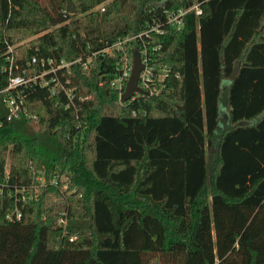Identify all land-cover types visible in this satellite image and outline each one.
Returning a JSON list of instances; mask_svg holds the SVG:
<instances>
[{
  "label": "trees",
  "instance_id": "trees-1",
  "mask_svg": "<svg viewBox=\"0 0 264 264\" xmlns=\"http://www.w3.org/2000/svg\"><path fill=\"white\" fill-rule=\"evenodd\" d=\"M74 2L0 0V90L10 55L26 75L44 69L33 57L82 58L61 75L73 102L30 85L8 119L0 93V264H264V0ZM154 26L157 45L124 48L145 42L167 73L121 102L123 59L93 52ZM58 168L74 173L66 193L35 178Z\"/></svg>",
  "mask_w": 264,
  "mask_h": 264
},
{
  "label": "built area",
  "instance_id": "built-area-1",
  "mask_svg": "<svg viewBox=\"0 0 264 264\" xmlns=\"http://www.w3.org/2000/svg\"><path fill=\"white\" fill-rule=\"evenodd\" d=\"M104 10V8H102ZM191 10H195L196 14H200L202 12V9L200 8L199 3H195L189 8H177L172 10H166V19L167 23L175 28V29H181L184 24V16ZM159 32L161 31L158 26L152 27L150 30ZM151 32V31H150ZM143 35L149 36V32L146 30L144 33L139 34L138 37H142ZM130 38L123 39V40H117L111 45L106 46L105 48L93 52V55H96L98 52H101L103 54L105 53H113V54H120L121 58H125V48L124 44L129 40ZM10 51H12V47L9 46ZM140 53L142 56V61L144 62V69L140 74L139 78V86L143 89L144 92H153L154 85L156 84V80L158 79V76L160 75V79H163L165 74L167 73V69L161 70V72H158L156 75L155 71L152 69V67H149L148 65V45L144 42L140 47ZM143 51V52H141ZM82 58L78 57L76 59H73L71 61H67L65 59L55 60L52 58H48L46 60L42 59L40 62L37 59V57H33L31 63H41L43 66V70L35 73V74H29L26 75L25 71L23 73H15L14 72V65H15V59L13 55L8 56V66L5 67V69L9 73V81L8 85L3 89L0 90V93H6L4 95V102L9 107V114L8 119H12L14 117L18 116V113L21 109V106L24 103V100L20 96V93L18 96H15L13 94L14 90H18L20 92V88L28 87L30 85H41V86H48L51 87V90L53 93L57 91V89L63 90L69 100L73 102L72 99V89L68 87L69 80L65 78V76L61 77V75H64V70H67V72H71V65L81 62ZM30 63V64H31ZM84 69L88 68V62H83ZM132 68L129 66H122V69L120 73L118 74L117 78L114 79V86L117 87L120 90L119 97L121 100V92L123 85L128 80L130 74H131ZM9 219L21 218V212L16 209L15 212L10 213L7 215Z\"/></svg>",
  "mask_w": 264,
  "mask_h": 264
},
{
  "label": "rangeland",
  "instance_id": "rangeland-1",
  "mask_svg": "<svg viewBox=\"0 0 264 264\" xmlns=\"http://www.w3.org/2000/svg\"><path fill=\"white\" fill-rule=\"evenodd\" d=\"M40 2L46 6L51 12L57 14L58 12L62 11V7H66V0H40ZM149 32V35H152L151 39H150V45L151 46H155L158 44V42L155 39V36H153V29L147 30ZM151 31V32H150ZM132 38H142V37H131ZM129 39V40H130ZM136 41V40H135ZM138 47H141V45H139L138 43L134 46V49H137ZM133 65V59H130L127 50H125V58H124V64L123 66H129L130 68H132ZM148 65L149 67H151V65L149 64L148 61ZM154 66V65H153ZM160 75L158 76V79H160ZM156 80V79H155ZM158 86V85H156ZM158 88V87H157ZM157 88H153V91L156 92L158 91ZM159 89V88H158ZM124 91L121 92V94ZM225 115V113H224ZM8 160V158H7ZM7 164H9V160L7 161ZM35 178L36 180L39 182L38 185L40 186H53V187H58L60 189V191L62 193H66L67 189L70 188V184L74 178V173L70 168H58L56 170L50 171L49 173H45V171H41V172H37L35 174ZM48 181V182H47ZM62 223H65V219H61L60 220Z\"/></svg>",
  "mask_w": 264,
  "mask_h": 264
},
{
  "label": "water",
  "instance_id": "water-1",
  "mask_svg": "<svg viewBox=\"0 0 264 264\" xmlns=\"http://www.w3.org/2000/svg\"><path fill=\"white\" fill-rule=\"evenodd\" d=\"M66 10L70 14L77 13V7L74 0H66ZM264 25V24H263ZM263 25L261 28H263ZM144 62L142 61L141 53L138 49H134L133 51V65L131 74L128 78L125 91L121 95L122 101L130 100L136 93H143V89L139 86V78L140 74L144 69ZM247 122L241 121L240 124H245Z\"/></svg>",
  "mask_w": 264,
  "mask_h": 264
}]
</instances>
